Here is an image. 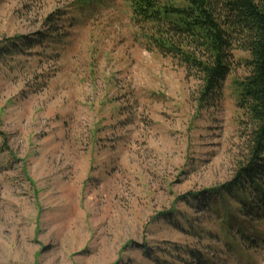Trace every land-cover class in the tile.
<instances>
[{"label": "rangeland", "instance_id": "rangeland-1", "mask_svg": "<svg viewBox=\"0 0 264 264\" xmlns=\"http://www.w3.org/2000/svg\"><path fill=\"white\" fill-rule=\"evenodd\" d=\"M135 18L128 0H0V264H264V221L220 190L253 147L250 53L206 101Z\"/></svg>", "mask_w": 264, "mask_h": 264}, {"label": "trees", "instance_id": "trees-1", "mask_svg": "<svg viewBox=\"0 0 264 264\" xmlns=\"http://www.w3.org/2000/svg\"><path fill=\"white\" fill-rule=\"evenodd\" d=\"M128 1L135 19L162 24L155 31L157 47L161 53L180 57L187 71L197 75L200 99L211 101L230 75L236 45L250 53L249 75L240 83V104L253 122V147L248 164L220 190L230 198L245 195L246 200L238 198L242 209L264 221V0H182V5L171 6L160 0ZM37 40L29 39L24 46ZM191 257L199 259L197 253Z\"/></svg>", "mask_w": 264, "mask_h": 264}]
</instances>
